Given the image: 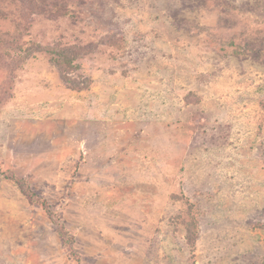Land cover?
I'll return each instance as SVG.
<instances>
[{"label":"rangeland","instance_id":"374dc122","mask_svg":"<svg viewBox=\"0 0 264 264\" xmlns=\"http://www.w3.org/2000/svg\"><path fill=\"white\" fill-rule=\"evenodd\" d=\"M0 264H264V0H0Z\"/></svg>","mask_w":264,"mask_h":264},{"label":"trees","instance_id":"16d2710c","mask_svg":"<svg viewBox=\"0 0 264 264\" xmlns=\"http://www.w3.org/2000/svg\"><path fill=\"white\" fill-rule=\"evenodd\" d=\"M57 63L59 62V63H62V61L59 59V58H55L54 59Z\"/></svg>","mask_w":264,"mask_h":264}]
</instances>
